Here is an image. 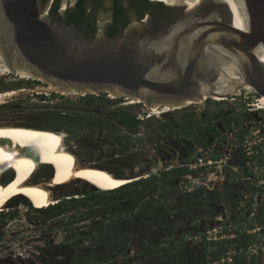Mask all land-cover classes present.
<instances>
[{"label": "rangeland", "instance_id": "rangeland-1", "mask_svg": "<svg viewBox=\"0 0 264 264\" xmlns=\"http://www.w3.org/2000/svg\"><path fill=\"white\" fill-rule=\"evenodd\" d=\"M60 1L64 4L74 0ZM186 10L187 6L175 5L172 15ZM43 15L46 16V7ZM131 27L142 26L135 21ZM49 83L22 78L16 71L0 73V92L22 87L29 90L0 105V118L46 120L63 126L74 138L71 142H76L84 161L103 165L123 177L139 179L189 165L190 171L174 181L178 188L168 204L183 199L194 188L204 187L203 203L208 208L177 211L174 217L157 223L135 209L137 216L131 218L127 247L105 251L102 258L99 254L104 248L95 243L98 229L107 221L101 223L96 214L101 206L84 195L104 189L88 181H74L55 189L53 198L55 203L71 197L82 199L79 202L36 210L40 207L33 199L21 198L0 211V264H76L81 258H87L86 263L101 258V264H193L205 251L210 263L216 254L224 259L217 264H228L229 256L243 254L247 264H264L262 96L246 87L233 98H212L210 102L153 113L141 101L127 104L125 95H64L38 89ZM88 94L93 102L87 100ZM121 113L140 118L138 129L123 125L118 120ZM254 187V191L250 190ZM164 201L165 196L161 199ZM202 233L207 237L200 241ZM182 236L187 240L183 260L174 262L154 252L161 243L168 247L170 241ZM180 246L177 242L175 249ZM127 254L140 259L125 263L122 258Z\"/></svg>", "mask_w": 264, "mask_h": 264}, {"label": "water", "instance_id": "water-1", "mask_svg": "<svg viewBox=\"0 0 264 264\" xmlns=\"http://www.w3.org/2000/svg\"><path fill=\"white\" fill-rule=\"evenodd\" d=\"M241 1L246 27L232 22L226 3L211 0L175 15L153 36L91 39L49 20L42 0H0V44L11 67L16 55L19 65L54 85L117 90L147 106L228 99L245 87L264 96V0ZM207 54L233 62L234 75L222 90L216 72L204 69Z\"/></svg>", "mask_w": 264, "mask_h": 264}, {"label": "bare ground", "instance_id": "bare-ground-1", "mask_svg": "<svg viewBox=\"0 0 264 264\" xmlns=\"http://www.w3.org/2000/svg\"><path fill=\"white\" fill-rule=\"evenodd\" d=\"M153 1H162L171 6L182 4L187 6L189 12H193L202 3L211 0ZM218 1L226 3L231 11V20L235 25L246 27L241 0ZM259 57L264 63V51H260ZM13 58V66L11 67L6 64L5 50L0 44V60L4 62L0 64L1 74L15 69L22 78H32L44 82L45 78L40 74L19 65L16 61V55ZM232 63L225 57H217L212 54H207L203 60L206 71L216 72L219 90L230 83L234 75L233 69L235 67ZM40 88L64 95L87 94L86 89L79 91L76 88L58 86L53 83L47 86L39 85L38 89ZM28 92V88L25 87L0 92V105ZM89 93L96 92L89 91ZM118 94H121V91H110V96L113 98ZM214 98L219 99L220 97ZM127 99L128 102L126 103L130 105L141 101L140 97H127ZM161 102V100H155L150 106V111L163 113L190 104L186 102L182 105H175L166 102L162 106L160 105ZM259 107L264 108V96L259 98ZM45 121L0 118V211L21 198L33 199L39 207L50 206L56 201V198H53V191L74 181H88L101 189L109 190L137 179V177L132 176H119L103 165L84 161L79 154V147L73 141L74 138L70 137L71 134L63 126Z\"/></svg>", "mask_w": 264, "mask_h": 264}, {"label": "trees", "instance_id": "trees-1", "mask_svg": "<svg viewBox=\"0 0 264 264\" xmlns=\"http://www.w3.org/2000/svg\"><path fill=\"white\" fill-rule=\"evenodd\" d=\"M82 3L79 2V5ZM44 97V95H40ZM87 100L93 102V99L88 95ZM207 101H212L211 98H207ZM118 120L128 128L138 129L141 124V119L137 116H132L128 113H121L118 115ZM190 171L189 165L182 164L168 170H164L158 174L152 173L147 177L139 178L128 184L110 191L104 190H94L90 194L84 195L96 206H101L97 208L98 216L101 218V223L107 221L106 224L102 225V228L98 229V236L95 243L97 247L100 245L104 249L100 252L102 258L105 255V251L117 250L119 248H126L128 240L131 234V218L136 217V212L139 214H144L148 217V220H153L155 223L167 220L175 214L177 211H192L195 207L207 209L208 207L203 203V195L206 189L204 187H197L193 191L184 194V198L178 201H170V195L173 196L177 190V184L174 183L175 180H180L183 175ZM161 189L159 190V188ZM250 190L254 191V188ZM150 194V195H149ZM165 196V201L161 202L162 197ZM82 199H77L74 197L68 200L58 201L50 205L49 208H61L69 204H74ZM124 201L128 202L124 206ZM130 203V204H129ZM137 209L136 212L134 210ZM37 210V208H36ZM88 214V213H85ZM90 236L96 237L95 234ZM205 237V233L202 234ZM144 241V239H143ZM187 240L184 236L180 237L177 241H170L169 246L161 243V246L155 247L154 252L158 257H169L175 262V260H183L182 251L184 250V245ZM179 242L181 246L175 249V244ZM167 247L166 251L161 252V248ZM206 252V251H205ZM200 255L198 259L193 264H207L205 255ZM215 259H220L219 254H216ZM87 258H81L77 260L76 264H101L102 259L88 261ZM125 263L128 260H138L140 257H133L129 254L125 255ZM232 264H246L247 261L243 254L235 255ZM88 260V259H87ZM72 264V262L70 263ZM108 264H119L117 261L108 262ZM176 264V263H174ZM181 264V262H180ZM184 264V263H183Z\"/></svg>", "mask_w": 264, "mask_h": 264}, {"label": "flooded vegetation", "instance_id": "flooded-vegetation-1", "mask_svg": "<svg viewBox=\"0 0 264 264\" xmlns=\"http://www.w3.org/2000/svg\"><path fill=\"white\" fill-rule=\"evenodd\" d=\"M151 1L153 0H74L63 4L60 0H42V3L49 20L72 25L85 37L92 39L118 34L122 38L153 36L166 29L175 18L172 15L173 6ZM79 2L82 4L79 5ZM135 21L142 27H131ZM162 171L164 170L159 173Z\"/></svg>", "mask_w": 264, "mask_h": 264}, {"label": "built area", "instance_id": "built-area-1", "mask_svg": "<svg viewBox=\"0 0 264 264\" xmlns=\"http://www.w3.org/2000/svg\"><path fill=\"white\" fill-rule=\"evenodd\" d=\"M234 97V96H233ZM233 97H231V98H233ZM203 234V233H202ZM202 234L200 235V238H199V240L201 241V240H206V233H205V237L203 238L202 237ZM236 255H238V254H236ZM234 256L235 255H232L231 257L229 256L228 257V264H232L233 263V258H234ZM246 259V258H245ZM221 260H224L222 257H220V259L218 260V259H213V261L210 263L208 260H207V264H217L218 262H220ZM246 261H247V259H246ZM229 262H231V263H229ZM248 262V261H247ZM247 264V263H246Z\"/></svg>", "mask_w": 264, "mask_h": 264}]
</instances>
